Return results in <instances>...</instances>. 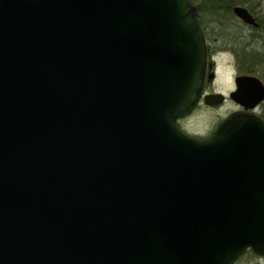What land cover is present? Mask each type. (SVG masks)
Instances as JSON below:
<instances>
[{"label": "water", "instance_id": "obj_1", "mask_svg": "<svg viewBox=\"0 0 264 264\" xmlns=\"http://www.w3.org/2000/svg\"><path fill=\"white\" fill-rule=\"evenodd\" d=\"M194 16L186 0H0V264L264 257V120L232 113L208 139L176 124L202 88ZM243 79L246 110L264 90Z\"/></svg>", "mask_w": 264, "mask_h": 264}, {"label": "flooded vegetation", "instance_id": "obj_2", "mask_svg": "<svg viewBox=\"0 0 264 264\" xmlns=\"http://www.w3.org/2000/svg\"><path fill=\"white\" fill-rule=\"evenodd\" d=\"M187 3L194 7V17L202 31L205 64L200 98L189 114L176 121L181 132L184 131L179 121L201 106L211 110L224 108L229 111L228 116L235 112L255 113L264 120V99L244 110L230 97L236 90V78L240 77L244 78L247 88L252 86L249 80L256 79L260 87H253L264 90V0H199L196 3L187 0ZM234 6L245 8L253 22H243L234 16ZM208 93H220L221 101L212 106L205 105L202 99Z\"/></svg>", "mask_w": 264, "mask_h": 264}, {"label": "rangeland", "instance_id": "obj_3", "mask_svg": "<svg viewBox=\"0 0 264 264\" xmlns=\"http://www.w3.org/2000/svg\"><path fill=\"white\" fill-rule=\"evenodd\" d=\"M192 3H196L199 0H189ZM234 2L239 0H232ZM231 70H229V75ZM229 114V111L222 109H206L204 107H198L196 110L179 121L183 131L191 136L201 137L211 134L215 126ZM234 264H264V257L254 254L251 251H246L241 257H239Z\"/></svg>", "mask_w": 264, "mask_h": 264}]
</instances>
